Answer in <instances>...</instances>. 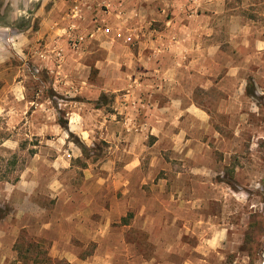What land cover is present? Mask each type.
<instances>
[{"label":"rangeland","instance_id":"rangeland-1","mask_svg":"<svg viewBox=\"0 0 264 264\" xmlns=\"http://www.w3.org/2000/svg\"><path fill=\"white\" fill-rule=\"evenodd\" d=\"M41 1L43 17H35ZM174 1L6 0L15 23L0 27V188L23 172L80 185L84 173L104 178L138 160L164 214L151 239L137 234L145 260L137 264H264V0L225 3L249 33L235 48L219 32L227 19L213 22L221 43L215 83L199 87L196 73L191 100L181 102L192 101L202 120L181 114L176 133L156 139L138 130L133 104L144 99L141 82L156 78L141 70L143 50L154 51L141 48L143 36L129 42L110 33H163L175 12L180 25L189 20L183 14L201 12L199 0L180 11ZM45 18L47 35L36 39ZM19 237L27 249L30 235Z\"/></svg>","mask_w":264,"mask_h":264},{"label":"crops","instance_id":"crops-1","mask_svg":"<svg viewBox=\"0 0 264 264\" xmlns=\"http://www.w3.org/2000/svg\"><path fill=\"white\" fill-rule=\"evenodd\" d=\"M184 2L175 0L174 11ZM197 2L201 4L200 13L183 14L182 17L189 20L180 25V13L175 12L174 20L171 19L163 33H125L127 37L124 33H110L117 40L123 37L129 42L133 36H143L141 48L145 46L154 51L143 50L141 70H145L146 75H154L150 71H155L156 78L141 82L144 99L137 98L133 104L140 119L138 130L156 139H162L164 134H175L174 129L183 115L202 120L203 111L192 101L184 107L181 102L190 99V89L197 84L196 73L204 79L199 87L205 89L215 83L211 79L217 68L211 63L218 62L215 57L221 54V43L214 38L217 33L213 22L227 19L219 32L230 37L228 44L233 47L243 33H249L243 17L226 8L225 3L230 0ZM44 4L45 1H41L35 17H43ZM163 12L155 15L163 18ZM46 19L33 34L34 38L47 35ZM149 36L156 37L154 47L146 41ZM153 54L159 58L155 65L149 63V56ZM4 65L0 63V67ZM139 106L145 110H138ZM134 126L130 129L136 128ZM4 144L7 146L9 142ZM137 167L138 160L137 163L128 160L121 170L104 178L84 173L79 176L80 185L68 183L63 176H42L35 172L31 175L23 172L15 182H3V189L0 188V264H137L145 261L135 248L137 234H143L147 241L151 239L149 229L162 225L164 206L155 195L146 192V177L138 174ZM154 187L152 184L151 188ZM145 195H148L146 201ZM25 231L31 238L27 240V249H22L24 242L19 236Z\"/></svg>","mask_w":264,"mask_h":264},{"label":"trees","instance_id":"trees-1","mask_svg":"<svg viewBox=\"0 0 264 264\" xmlns=\"http://www.w3.org/2000/svg\"><path fill=\"white\" fill-rule=\"evenodd\" d=\"M7 6H8V4L6 3V0H0V27L13 28L14 23H15L13 16H14L15 12L13 10L8 11ZM27 23H28V21H22V23H20V25H18L17 29H20V30H21V28L24 29L26 27ZM17 31H19V30H17ZM249 86H251V87H249V89H247V95L254 97V90H253L252 84L250 83Z\"/></svg>","mask_w":264,"mask_h":264}]
</instances>
